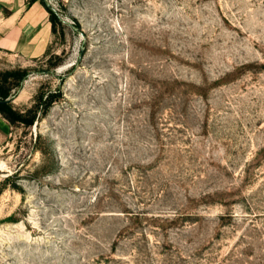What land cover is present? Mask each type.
<instances>
[{"label":"rangeland","instance_id":"374dc122","mask_svg":"<svg viewBox=\"0 0 264 264\" xmlns=\"http://www.w3.org/2000/svg\"><path fill=\"white\" fill-rule=\"evenodd\" d=\"M47 2L0 0V264H264V0Z\"/></svg>","mask_w":264,"mask_h":264},{"label":"trees","instance_id":"16d2710c","mask_svg":"<svg viewBox=\"0 0 264 264\" xmlns=\"http://www.w3.org/2000/svg\"><path fill=\"white\" fill-rule=\"evenodd\" d=\"M42 1V0H41ZM36 0H31V4L35 3ZM42 4H45L42 1ZM47 11L50 14V23H51V31L53 34H57L58 26L61 27L60 34L61 36H65L64 32V21H62L60 14L56 11H52L48 7L45 6ZM61 59L58 55L51 56L49 59L50 69H53L55 66L59 65ZM49 74H53V71H47ZM30 71L28 70H17V71H7L1 75L0 81V115L10 124H24L26 126H31L35 122L36 118V109L30 110L28 114L24 115L18 112L12 104V100L14 99L17 90L21 89L24 81L28 79ZM52 93L48 95L45 102L43 103L45 110L51 108L54 104V99L59 94Z\"/></svg>","mask_w":264,"mask_h":264},{"label":"water","instance_id":"95a60500","mask_svg":"<svg viewBox=\"0 0 264 264\" xmlns=\"http://www.w3.org/2000/svg\"><path fill=\"white\" fill-rule=\"evenodd\" d=\"M43 3L45 4L46 7H48L49 9H51L52 11L55 12V9L47 2V0H42Z\"/></svg>","mask_w":264,"mask_h":264}]
</instances>
